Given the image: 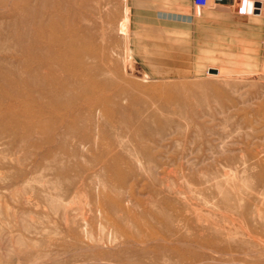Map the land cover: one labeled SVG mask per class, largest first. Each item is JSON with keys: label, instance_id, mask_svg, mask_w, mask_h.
Instances as JSON below:
<instances>
[{"label": "rangeland", "instance_id": "obj_1", "mask_svg": "<svg viewBox=\"0 0 264 264\" xmlns=\"http://www.w3.org/2000/svg\"><path fill=\"white\" fill-rule=\"evenodd\" d=\"M11 1L3 64L62 56L80 84L25 90L10 132L0 110V264H264V7L65 0L61 22L33 0L64 31L29 38Z\"/></svg>", "mask_w": 264, "mask_h": 264}, {"label": "bare ground", "instance_id": "obj_2", "mask_svg": "<svg viewBox=\"0 0 264 264\" xmlns=\"http://www.w3.org/2000/svg\"><path fill=\"white\" fill-rule=\"evenodd\" d=\"M4 0H0V4ZM11 1V0H8ZM33 0H24V8H25V14H24V21H26V26H28L27 32L25 34L31 38V37H39L43 34H45V31L47 30H54L55 32L62 35V32L64 31L63 27L61 26V23H59L57 26L47 25V23H44L43 17H46L44 15V12L38 11V8H35L33 3ZM39 1V6H42L41 8H49L51 9V13L48 15V18H57L56 20H59L61 22L64 21V19H73L72 17L76 16V10L73 9V7H65V0H37ZM12 9L17 8V3L13 0L11 1ZM40 9V8H39ZM24 11V10H23ZM41 17L42 21H39V18ZM25 23V22H24ZM123 28H125L124 25H122ZM67 31V30H66ZM70 31V30H69ZM17 36H15V39ZM7 40V44L9 45V40ZM16 44L22 47V51L26 54L27 57L32 54L31 44L23 45L21 40H16ZM65 51V50H64ZM70 51L66 50L64 55H68ZM14 57L8 56L4 59L5 63L1 61L0 58V110H3L2 116H1V123L3 124L4 131H12L15 128H18L19 121L16 118V114L14 110H12L14 104L16 102H21L19 100L20 98H23L25 90L32 89L34 86L42 87L41 89H45L48 91V93L51 94V98L55 100L54 102L58 100H62L64 98L72 99L74 97V94H76L75 90L70 89L69 85H77L80 84L78 78H72L71 73L73 71V67H75L74 64L71 63H65L64 59L62 60V56L58 58V60H51L49 63H44L38 66L36 69H33L30 64L27 63V65H24L22 67H16L13 66L14 64L10 61ZM62 62V63H61ZM62 64V65H61ZM55 65H59L56 66ZM55 68H57L55 71ZM215 70V69H214ZM218 69H216L217 72ZM60 73H67L70 72L68 75L61 76ZM220 72V70H218ZM22 73H25L26 77L22 75ZM33 79L28 76L30 74L33 75ZM76 89V88H75ZM43 90V95H46V91ZM78 91V89H77ZM18 125V126H17ZM141 142V140H140ZM139 144V143H138ZM66 220V219H65ZM177 225L179 227L187 228V218L183 216L177 217ZM181 225V226H180ZM204 229H207L203 227L201 229V232L204 231ZM115 234L113 235L114 241L117 238H120V243H125L128 239L134 242H141L138 238L134 236H127L124 234L121 230H116ZM182 236V235H181ZM179 236V239H183L184 236ZM167 237H164V240L166 241ZM205 238L203 236L200 237V239L195 240L198 243H201ZM168 244V243H167ZM165 264L168 263V260L165 258L163 260ZM176 264H187L184 260H178Z\"/></svg>", "mask_w": 264, "mask_h": 264}, {"label": "built area", "instance_id": "obj_3", "mask_svg": "<svg viewBox=\"0 0 264 264\" xmlns=\"http://www.w3.org/2000/svg\"><path fill=\"white\" fill-rule=\"evenodd\" d=\"M234 8L237 12H256L264 7V0H234ZM215 4H223L226 0H213Z\"/></svg>", "mask_w": 264, "mask_h": 264}, {"label": "crops", "instance_id": "obj_4", "mask_svg": "<svg viewBox=\"0 0 264 264\" xmlns=\"http://www.w3.org/2000/svg\"><path fill=\"white\" fill-rule=\"evenodd\" d=\"M188 17H189V16H188V14H187V19H188Z\"/></svg>", "mask_w": 264, "mask_h": 264}, {"label": "water", "instance_id": "obj_5", "mask_svg": "<svg viewBox=\"0 0 264 264\" xmlns=\"http://www.w3.org/2000/svg\"><path fill=\"white\" fill-rule=\"evenodd\" d=\"M212 71H214V72H215L216 70H213V69H212Z\"/></svg>", "mask_w": 264, "mask_h": 264}]
</instances>
